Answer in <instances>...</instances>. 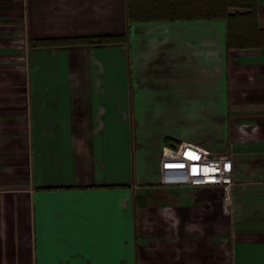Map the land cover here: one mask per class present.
Masks as SVG:
<instances>
[{"label":"crops","instance_id":"obj_1","mask_svg":"<svg viewBox=\"0 0 264 264\" xmlns=\"http://www.w3.org/2000/svg\"><path fill=\"white\" fill-rule=\"evenodd\" d=\"M92 1L0 0V240L18 248L2 264H223L208 238L223 220L229 264H264V51L229 50L222 19L134 24L123 45L15 43L108 33ZM184 142H228V217L219 188L160 183L164 147Z\"/></svg>","mask_w":264,"mask_h":264},{"label":"trees","instance_id":"obj_2","mask_svg":"<svg viewBox=\"0 0 264 264\" xmlns=\"http://www.w3.org/2000/svg\"><path fill=\"white\" fill-rule=\"evenodd\" d=\"M126 31L73 36L29 38L38 47H75L122 44L129 40L134 24L222 19L229 50L255 48L264 51V26L259 0H124Z\"/></svg>","mask_w":264,"mask_h":264},{"label":"built area","instance_id":"obj_3","mask_svg":"<svg viewBox=\"0 0 264 264\" xmlns=\"http://www.w3.org/2000/svg\"><path fill=\"white\" fill-rule=\"evenodd\" d=\"M234 160L228 153L213 154L193 142L165 146L160 162V183L166 186L214 187L222 192L225 211L230 210Z\"/></svg>","mask_w":264,"mask_h":264},{"label":"rangeland","instance_id":"obj_4","mask_svg":"<svg viewBox=\"0 0 264 264\" xmlns=\"http://www.w3.org/2000/svg\"><path fill=\"white\" fill-rule=\"evenodd\" d=\"M81 1H85L86 2V0H81ZM91 3H93V7H92L93 8L92 11H94L93 16L94 17L98 16V17H101V18H103L105 20V23H103V25H104V27H106V30L109 31L108 33H116L117 30H119V29H120V31L123 30V33L126 31L128 23H127V19H126V9H125V1L124 0H93L92 2L89 3V5ZM70 9H76V10H78V12L81 10L80 7H77V8L76 7L75 8H73V7L69 8L68 7V8H66V10H70ZM213 20H216V19H213ZM221 23H223V21ZM100 26H102V24ZM103 29L105 30V28H103ZM15 40H16L15 43H17L18 45H21L20 49H24L22 46L25 47V45H29L28 37H27V33H26L25 28H23V30H21V31L19 30L17 32ZM126 43L129 44V40ZM128 44H126L127 48L129 47ZM164 56H166V52L162 51L160 56H158V58H157V60H160L159 63H158V65H159L158 67H160V68L167 66L166 62H161V61H167ZM19 57L20 56H18L17 60L21 61ZM134 64H136V63L134 62ZM234 82H236V80ZM156 93H157V95H156L157 99H156V102L154 103L153 107H157V108L160 107L159 108V110H160L161 107L163 106V103H161V101H163V98H161V94L162 93H161L160 90H158ZM178 93H179V91H178ZM178 93L174 92V96H173L172 99L175 98V100L173 101V103H174L173 105L175 107L180 108L179 104L175 105V101L177 100L179 102L181 100V97H182L181 94H178ZM172 99L170 101H172ZM180 112L182 113L181 108H180ZM166 122H167V120L165 119V122H164L163 125H165ZM179 126L180 127L178 128V130L182 131L181 124ZM156 127H157V125H155L154 129H156ZM169 127H172V126H168L167 125L165 130L167 128H169ZM165 130H158L155 135L148 136L147 140L149 139L148 140L149 144L146 143L145 147H147L148 145L152 144L150 139L156 140L157 135H159L161 132L164 133ZM243 143H246V142L243 141ZM223 149L228 151V142H227V144L225 145V147ZM141 151H143V150L141 149ZM212 151H214V150H212ZM226 151H214L216 153H213V154L228 153ZM140 155H143V153L141 152ZM153 165H155L154 164V159H151V167ZM206 191H209V190H206ZM210 192H211V195H213L212 192H214L216 197L219 196L218 198H220V201H221L222 212H223V214L226 217H228L230 215V213H231V208H230L229 211H228V209H227V211H225L224 205H223V200H222V192H221V190H219V192L221 194L218 193V190H214V189H211ZM217 194H219V195L217 196ZM169 214L174 215L173 218L176 219L175 218L176 214L173 213V211L172 212L170 211V213H168L167 215H169ZM222 229H223L222 233H220V232L219 233H217V232L216 233H209L208 234L209 235L208 238H210V241L212 243H214L218 247L219 254H217V255H219V258L221 259L222 263L223 264H229L230 258L232 257V249H231V246H230L231 234H230V227H229L228 221H226V220L222 221ZM153 235H155L154 232H153ZM3 244H4L3 241L1 242V240H0V264H2V262H3L4 258H5V255H7L8 258H10V259L12 257L13 259L16 260V256H17V252H18L17 242H15L14 244H8L7 243L4 247H3ZM49 250L50 251H54V249H49ZM42 252H43V249L40 248L41 258L43 257L42 256ZM37 254H38L37 248L35 247V245H31L29 257H33L34 260H35V257L37 256ZM43 255H44V253H43ZM15 260H13L11 263L13 264V262ZM57 260H58V258L50 256L47 261H49V264H56Z\"/></svg>","mask_w":264,"mask_h":264}]
</instances>
